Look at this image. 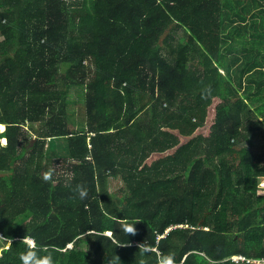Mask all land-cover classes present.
Listing matches in <instances>:
<instances>
[{
  "label": "trees",
  "instance_id": "obj_1",
  "mask_svg": "<svg viewBox=\"0 0 264 264\" xmlns=\"http://www.w3.org/2000/svg\"><path fill=\"white\" fill-rule=\"evenodd\" d=\"M262 2L0 0V264H264Z\"/></svg>",
  "mask_w": 264,
  "mask_h": 264
},
{
  "label": "clouds",
  "instance_id": "obj_2",
  "mask_svg": "<svg viewBox=\"0 0 264 264\" xmlns=\"http://www.w3.org/2000/svg\"><path fill=\"white\" fill-rule=\"evenodd\" d=\"M6 143V141L5 143L2 142L3 145H5ZM45 178L47 179L48 176H46ZM79 196L81 199H83L87 196V191L81 188L79 190ZM136 223L137 222H125L123 231H125L126 234H134V225ZM21 241L25 242V247L18 257L20 264H55L54 257L51 253L43 255L41 254V246L33 236L26 235L22 238ZM0 242H3L9 246H12L13 244L12 239L6 237H0ZM68 247L70 248L71 245H69ZM139 254L141 256L150 255V246L145 245L144 243L141 244L139 246ZM156 264H177V260L176 257L172 254H160L156 260Z\"/></svg>",
  "mask_w": 264,
  "mask_h": 264
},
{
  "label": "rangeland",
  "instance_id": "obj_3",
  "mask_svg": "<svg viewBox=\"0 0 264 264\" xmlns=\"http://www.w3.org/2000/svg\"><path fill=\"white\" fill-rule=\"evenodd\" d=\"M234 0H225L226 3L228 2H233ZM263 4V8H264V2H262ZM250 17L251 15H247L246 16V21L250 22ZM247 22V23H248ZM255 22H256V18H255ZM71 96L74 98L75 101H77V103L75 104V106L73 108H71L72 111H74V118L75 119H78L80 118V113L78 112L77 110V107H78V100H81V95L79 94V91L78 90H71ZM251 101V100H250ZM80 103V102H79ZM0 132H3L0 130ZM35 138H33L32 140H34ZM35 143V141H31V144ZM51 170H53L56 173L60 174V175H63L67 172L66 170V167L63 165V164H60V163H57V164H54L53 167H51ZM121 183L117 182V181H113L110 185V190L112 191V193H116L120 188H121ZM2 242H0L1 244Z\"/></svg>",
  "mask_w": 264,
  "mask_h": 264
},
{
  "label": "built area",
  "instance_id": "obj_4",
  "mask_svg": "<svg viewBox=\"0 0 264 264\" xmlns=\"http://www.w3.org/2000/svg\"><path fill=\"white\" fill-rule=\"evenodd\" d=\"M234 261H239V260H241V261H246V259L244 258V257H235L234 259H233ZM247 262H249V261H247Z\"/></svg>",
  "mask_w": 264,
  "mask_h": 264
},
{
  "label": "bare ground",
  "instance_id": "obj_5",
  "mask_svg": "<svg viewBox=\"0 0 264 264\" xmlns=\"http://www.w3.org/2000/svg\"><path fill=\"white\" fill-rule=\"evenodd\" d=\"M2 141H6L5 139H3ZM110 234V233H109Z\"/></svg>",
  "mask_w": 264,
  "mask_h": 264
},
{
  "label": "water",
  "instance_id": "obj_6",
  "mask_svg": "<svg viewBox=\"0 0 264 264\" xmlns=\"http://www.w3.org/2000/svg\"><path fill=\"white\" fill-rule=\"evenodd\" d=\"M3 127H4V126H3ZM4 129H5V128H4ZM4 129H3V130H4ZM3 130H2V131H3ZM32 141H33V140H32Z\"/></svg>",
  "mask_w": 264,
  "mask_h": 264
}]
</instances>
